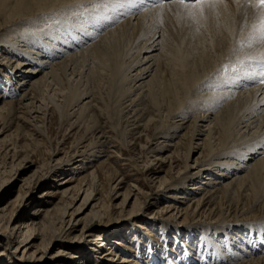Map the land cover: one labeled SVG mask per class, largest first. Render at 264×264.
Returning <instances> with one entry per match:
<instances>
[{"label": "bare ground", "instance_id": "obj_1", "mask_svg": "<svg viewBox=\"0 0 264 264\" xmlns=\"http://www.w3.org/2000/svg\"><path fill=\"white\" fill-rule=\"evenodd\" d=\"M8 1L0 0V148H5L6 138L10 137L7 133L15 120L44 135L41 128L56 102L63 103L65 115L74 118L73 124L83 118L97 117L105 107L99 90L105 85L109 94L107 108L128 122L131 135H140L151 126L152 138L165 133V139L170 140L166 142H171L167 146L156 143L153 149L154 152L172 149L166 158L169 170L175 169L167 180L157 179V190L165 200L171 201L162 211L166 215L174 211L171 216L180 217L181 223L172 225L171 220L163 218H152L153 222L176 234L188 235L200 230L201 235H207V231L214 230L225 240L233 241L228 231L239 230L242 224L230 223L229 219L240 217L245 209H240L242 212L236 209L230 215L221 203L226 198L238 197L239 193L242 197L245 192L258 194L264 186V84L259 83L262 70L259 60L264 54V44L255 39L258 32L253 25L259 23L257 7L247 0L238 3L224 0L210 9L206 7L205 28L193 36L188 30L183 31L189 29L187 26L182 30L185 25L178 29L182 14L177 13L184 10L185 18V14L198 10H189L174 2L157 7L152 3L142 4L141 0H12L11 6ZM90 128L93 139L89 145L102 148L104 142L98 139L104 132L99 129L96 136V124ZM195 153L196 157L191 159ZM178 156L183 162L181 167L177 164ZM248 159L252 160L245 163ZM190 160L192 165L188 164ZM83 161H79L82 166ZM71 162L51 168L50 174ZM202 175L204 178L196 186L195 194L189 197L188 185ZM85 177L78 182L83 183ZM91 188L83 190L81 206L89 199L87 190ZM64 189L61 196L68 191ZM109 189L108 196L114 197L115 187ZM128 190L119 196L123 197V204L129 198ZM61 202H58L60 207L55 205L49 210L37 208L19 227L14 226L19 212L14 205L1 207L0 224L5 215L8 219L0 230V242L6 244L0 247L11 246L20 233L16 249L25 254L30 252L32 257L37 255L34 257L37 263L46 264L48 259L44 255L48 247L43 246L39 237L47 219L57 210L62 213V232L55 241L65 251L58 260L62 264H83L85 257L79 262L74 255L84 247V242L71 246L65 239L76 231L78 225L73 224L72 216L81 213L78 212L81 206L76 213L68 214L70 204ZM22 205L24 209L26 204ZM67 217L69 220L65 221ZM135 218L129 214L121 221L126 220L134 227L138 221ZM94 221L82 226L80 238L85 239L93 232L106 233L104 229L110 226L111 219L100 215ZM255 224H264V221H251L243 226L255 228ZM261 230H255L256 239H261L264 246ZM239 238L247 243L243 237ZM38 239L39 243L35 244ZM245 244L236 247L238 251H231L230 258L214 251V260L202 264H264V247L260 252L258 248H245ZM118 247L125 248L122 244ZM118 247L98 253L94 246L90 251L98 254L94 257L96 264L117 261L118 264H140L126 257L115 261L117 252H122ZM2 255L6 256L0 252ZM153 258L155 263L156 257ZM178 261L197 264L194 260Z\"/></svg>", "mask_w": 264, "mask_h": 264}, {"label": "rangeland", "instance_id": "obj_2", "mask_svg": "<svg viewBox=\"0 0 264 264\" xmlns=\"http://www.w3.org/2000/svg\"><path fill=\"white\" fill-rule=\"evenodd\" d=\"M8 2L10 5H8ZM8 2L6 4L11 6L12 3L10 2L12 0ZM192 12L185 14V18L182 16L185 13L184 10L183 13H177L182 14L177 27L179 26L178 29H181L183 27L181 25H185L182 28L183 30L187 26L189 29L183 31L185 33L189 31L194 36L198 34V31L205 28L206 18L203 15L201 16L198 11H194V15ZM1 20L2 17L0 15V22ZM192 26L194 28L193 33L191 30ZM0 78H2V73ZM99 90L102 91L101 101H103L102 103L105 107L97 117L83 118L73 124L74 118L69 119L65 115L63 103L56 102V107L52 109L51 116L41 128L44 135L34 133L28 125L21 124L20 121L15 120L12 122L10 132L7 133L10 137L6 138V146L5 148H0V209L7 205H14V209L19 211L16 214V218H18L15 219V227H19L22 221L30 218L32 213L39 207L47 210L55 205L60 207L59 201L64 204H70V209L67 211L68 214L71 212L76 213L78 207L83 204L85 195L83 190L87 187H92L87 190L88 194H90L89 199L78 211L81 213H76L72 216L73 224L78 225L76 231L68 234L67 238H65L68 241L66 244L71 246L84 242V247L79 248L74 255L79 262L82 261L80 259L85 257L83 264H96L94 257H97L98 254L90 251L92 247L96 246L97 248L95 249L98 253H101L106 251V248L118 247L119 244L124 245L125 248L132 249L134 252L129 253L125 248L118 247L122 252H117L119 254H117L118 257H116L115 261L123 257L124 259L136 260L140 264H173L171 261L180 264L178 260L185 262H193L194 260L197 264H202L214 260V251H219V255L225 254L230 258L231 251H238L236 247H240V244H245L239 238L240 236L247 242L246 246H244L245 248L249 246L250 248H258L260 252L263 250L264 246L260 242L261 239L259 241L256 239L257 231L255 230L262 228L261 232H264V224H255L256 226L254 227L256 229L252 227L246 228L243 225L251 221L253 223L257 220L264 221V186L258 190V194L245 192L242 197L239 193L238 197L236 195L235 197H229V199L226 198L228 201L224 200L221 203L225 212H230V215L234 214L236 209L239 210L238 212H242L245 209L240 217L229 219L230 223L238 222V224H242L239 230L228 231L229 235L233 237V241L231 238L225 240V237L214 230L207 231V235H201L202 232L200 230L188 235L184 232L176 234L171 229L166 230L164 227H159L160 224L157 221L153 222L152 218H163L164 220H171L169 224L172 225L181 223L180 217L171 216L174 211H171L169 215L162 211L165 204L171 201L165 200L162 195L158 194L157 190L159 187L157 179L164 177L162 180H167L168 177L173 176L175 169L169 170L168 166L170 163L166 158L172 149L164 152H154L153 149L156 143L167 146L171 142H166L170 140L165 139V133L159 138H152L151 126H148L140 135H131L132 132L128 128V122L117 116L116 112L110 107L107 108L109 101L107 98L109 97V94H107L108 88L102 85ZM58 112L61 113L59 114ZM94 124L97 127L94 132L96 136L99 135L97 134L98 131L104 132V136H100L98 139L104 142L102 148L96 145H89L91 143L89 141L93 139L90 127H93ZM174 142L175 139H173L172 144ZM83 151L86 152V155L82 153ZM91 151H96V154H91ZM54 152L55 155L53 154ZM12 155H14V158ZM192 156L191 159H194L196 153ZM70 160L72 161L71 165L62 167L60 171L50 174L51 168ZM251 160L248 159L245 163H249ZM79 161H83L84 165L82 166V162L80 163ZM192 163L193 160L188 162L189 165H192ZM177 164L179 167L183 164L179 156ZM84 176H86L85 181L83 183L78 182V179ZM203 178L204 175L188 185L187 194L189 197L195 194L196 186L202 182ZM68 179L71 180L65 183ZM78 187L81 188L78 193L79 196L76 195ZM111 187H115L114 191L116 194L114 197L108 196L109 188ZM64 188L68 189V191L64 196H61ZM124 190L129 191V198L123 204V197L119 196ZM232 198L235 199L232 200ZM249 202L251 203L250 206ZM22 203L26 204L24 209ZM189 203L186 202V204ZM107 206L111 208L108 210ZM181 206L183 207L184 205ZM246 207L250 210H247ZM240 209L242 210L240 211ZM55 211L53 212L54 215H50L51 217L47 219L48 225H45L39 237L42 239L43 246L45 245V248L48 247L44 255V258L48 259L46 264H62L58 259L62 253H65L61 245L55 241L56 237H59L62 232V213ZM129 214L136 216L135 220H138L134 227L128 225L126 220L121 221L123 217L128 218ZM100 215L111 219V222L108 223L110 226L104 229L107 230L106 233L93 232L91 236L85 239L80 238L82 226L95 222L94 220ZM104 215L110 217H105ZM68 218H65V221L69 220ZM7 219L8 217L5 215L3 222L0 224V230L4 227ZM138 225H141L145 230H141ZM97 234H100L101 237H96L95 235ZM261 237H264V233ZM97 238H100V241H96ZM39 241L38 239L35 244H38ZM228 241L233 245H230ZM19 242L20 233L15 236L11 246L0 247V252L6 255L5 257L4 255L0 257V259L3 258V264L7 262L11 264H33V261L38 264V260L34 259L37 255L32 257L30 252L25 254L16 249ZM0 244L6 243L0 242ZM41 250L44 252L43 248ZM42 251H40V255L43 253ZM74 252L76 251L74 250ZM153 256L156 257L155 263L152 262ZM75 259L73 261H76Z\"/></svg>", "mask_w": 264, "mask_h": 264}, {"label": "snow or ice", "instance_id": "obj_3", "mask_svg": "<svg viewBox=\"0 0 264 264\" xmlns=\"http://www.w3.org/2000/svg\"><path fill=\"white\" fill-rule=\"evenodd\" d=\"M165 2L182 4L185 8L189 10H198V12L203 15L206 7L210 9L215 4L223 3L224 0H141L142 4L152 3L157 7H162ZM233 2L238 3L239 0H233ZM247 2L249 4H254L259 10V23L258 25H253V27L258 32L255 39L264 44V0H247ZM259 64L262 69L260 72L261 79L259 80V83L264 84V54L261 55Z\"/></svg>", "mask_w": 264, "mask_h": 264}]
</instances>
